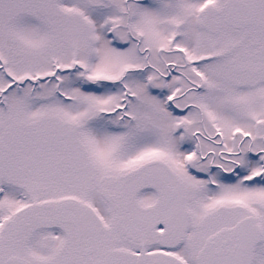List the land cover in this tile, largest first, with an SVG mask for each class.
Listing matches in <instances>:
<instances>
[{"label":"snow or ice","instance_id":"snow-or-ice-1","mask_svg":"<svg viewBox=\"0 0 264 264\" xmlns=\"http://www.w3.org/2000/svg\"><path fill=\"white\" fill-rule=\"evenodd\" d=\"M0 264H264V0H0Z\"/></svg>","mask_w":264,"mask_h":264}]
</instances>
